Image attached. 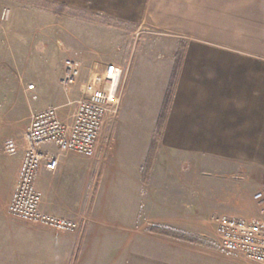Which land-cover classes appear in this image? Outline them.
Masks as SVG:
<instances>
[{"label":"crops","instance_id":"1","mask_svg":"<svg viewBox=\"0 0 264 264\" xmlns=\"http://www.w3.org/2000/svg\"><path fill=\"white\" fill-rule=\"evenodd\" d=\"M42 1L56 10L33 17L43 25L57 22L52 31L74 42L70 48L59 41L58 50L64 62L82 63L83 80L91 70L124 67L122 101L119 115L102 127L94 157L60 153L55 145L42 149L58 158V168L40 170L41 210L77 223L74 233L8 213L33 116L72 107L59 114L72 122L75 107L68 104L81 95L78 86L61 87L64 63L48 65L39 77L40 93L36 86L28 89L32 83L18 92L34 104L0 115V264H261L224 251L216 219L264 220V199L255 200L264 195V0ZM92 18L99 34L124 46L123 59L105 61L104 54L78 42L75 27ZM140 31L168 40L152 49L145 44L146 51L160 50L161 60L146 53L132 57ZM166 102L158 150L145 169ZM8 140L18 146L13 156L5 152ZM187 156L216 162L225 171L220 178L245 184L193 183V175L171 168L177 157Z\"/></svg>","mask_w":264,"mask_h":264},{"label":"built area","instance_id":"2","mask_svg":"<svg viewBox=\"0 0 264 264\" xmlns=\"http://www.w3.org/2000/svg\"><path fill=\"white\" fill-rule=\"evenodd\" d=\"M10 11L4 10L2 21H8ZM64 76L60 85L65 90L79 87L81 97L68 106L75 112L70 124L59 116V107H52L36 113L25 134L26 150L19 172L18 183L8 207L10 216L37 226L59 232H77L79 225L43 213L42 196L37 180L42 167L49 171L58 168V158L42 151L46 145H55L60 153H73L94 157L100 132L107 118H116L120 111L124 73L118 66L110 65L102 70H91L83 80L84 67L73 59L64 62ZM29 90H34L33 84ZM18 146L13 140L5 144L6 154L13 156ZM258 193L255 200L262 201ZM217 234L224 251L238 253L246 258L264 264V220L221 216L216 219Z\"/></svg>","mask_w":264,"mask_h":264},{"label":"rangeland","instance_id":"3","mask_svg":"<svg viewBox=\"0 0 264 264\" xmlns=\"http://www.w3.org/2000/svg\"><path fill=\"white\" fill-rule=\"evenodd\" d=\"M50 4L42 0H0V17L5 9L10 11L8 21L0 19V115L3 112H8L11 107L20 109V105L27 107L31 103L34 104L35 102H32L29 96H19L18 92H22L24 88L32 83L37 87L35 93H40L39 77L48 69V65L52 69H57L64 63L65 55L58 50V42L61 41L62 44L70 48L75 46L74 42L69 40L67 34L52 31L54 27H58L57 22L52 24L51 21H46V25H43V21L40 19L37 21V18L33 17L34 14L45 9L55 11L56 6ZM80 21L82 22V20ZM96 21L95 18H92V23H86L85 21L80 26L75 27L77 31L75 37L79 39L78 42L83 45L86 44V46L95 49L100 54H104L105 61L114 62L117 59H123L124 46L114 40H108L106 34H99V31L94 28L96 27ZM51 24L55 26L50 27ZM70 28L69 30L73 32V27ZM134 37L137 45L132 57L135 55V61L139 57H144L141 54L144 55L145 53L149 59L161 60L163 54L160 50L146 51L144 49L145 44L152 49L157 44H168V40L156 34H149L147 31H140ZM120 47L123 48L120 49L119 55L115 56L114 52ZM122 72L124 73V67H122ZM122 84H124V79ZM47 92L42 94L41 103H44L42 100H47ZM72 109V107L61 108L59 114H68ZM171 168L176 172L193 175V178H189V180L200 184L206 182L210 188H218L220 182H223L227 187L242 183L233 180L234 177L220 178L219 175L225 173L222 166L216 162L206 161L201 163L200 159L195 156L177 157Z\"/></svg>","mask_w":264,"mask_h":264},{"label":"trees","instance_id":"4","mask_svg":"<svg viewBox=\"0 0 264 264\" xmlns=\"http://www.w3.org/2000/svg\"><path fill=\"white\" fill-rule=\"evenodd\" d=\"M167 97H169V93L167 94ZM167 102L164 105V108L162 110L161 116L159 118V122L157 125V129H156V133H155V138L152 142L151 148H150V152L148 155V161L146 163L145 169H150L154 160V157L157 153L158 150V144H159V138L160 136H162V131H163V126H164V122L166 119V112H167ZM161 233L168 235V236H176V234H174V232H169V231H161Z\"/></svg>","mask_w":264,"mask_h":264}]
</instances>
